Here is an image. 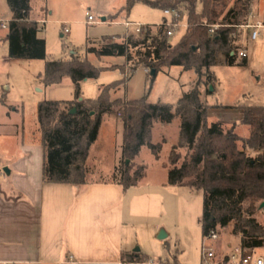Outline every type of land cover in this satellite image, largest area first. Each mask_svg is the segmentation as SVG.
<instances>
[{
  "label": "trees",
  "instance_id": "16d2710c",
  "mask_svg": "<svg viewBox=\"0 0 264 264\" xmlns=\"http://www.w3.org/2000/svg\"><path fill=\"white\" fill-rule=\"evenodd\" d=\"M256 1L235 0L233 8L218 22L227 0H128L127 9L138 3L162 10L181 9L187 14L189 28L175 44L163 28L155 31L147 28L121 42L106 39L99 47H87L85 56L72 54L66 60H48L46 40L38 36L42 29L30 19L31 0H7L13 14L6 39L9 58L45 60L40 78L46 87L69 78L75 88L73 101L46 100L37 106L44 149V182L87 185L90 173L87 160L98 139L103 117L117 115L123 126V139L113 181L124 190L137 186L146 175V166L137 163L142 148L147 147L158 160L166 143V139L153 142L155 126L169 127L179 121L177 140L166 163L168 184L203 192L199 219L202 236L232 226V234L241 236L243 248L255 251L264 248V225L258 217L264 203L263 105L241 107L242 123L248 128L247 135L241 136L234 126L226 129L221 123L209 121L210 105L202 99L200 80L175 104L149 103L147 97L113 98V93L125 84V78L103 85L95 99L83 98L81 91L84 80L98 79L104 70L90 63L89 54L124 58L131 64L128 76L139 68L149 69L151 85L160 71L172 66L194 70L199 79H207L204 84L210 85L214 79L211 69L220 54L226 56L228 65L246 67L248 59L238 61L237 57L238 30L223 27L212 40L203 21L246 24ZM74 109L76 112L72 113ZM246 149L258 154L252 157ZM129 260L140 263L143 259L132 254Z\"/></svg>",
  "mask_w": 264,
  "mask_h": 264
},
{
  "label": "rangeland",
  "instance_id": "374dc122",
  "mask_svg": "<svg viewBox=\"0 0 264 264\" xmlns=\"http://www.w3.org/2000/svg\"><path fill=\"white\" fill-rule=\"evenodd\" d=\"M127 1L31 0L34 15L45 21L41 35L47 42L48 60H66L72 54L85 56L87 47H99L106 39L108 42H121L128 36L137 35L134 26H125L126 21L153 27L162 22V9L151 8L142 3L127 9ZM234 2L235 0H227V6L218 22L233 8ZM254 6L258 19L264 21V0H258ZM86 12H90L100 23L88 24ZM103 18L106 19L105 22H102ZM11 20L12 13L7 0H0V21L9 24ZM155 30L157 29L153 28ZM183 33L181 30L171 38L172 43H177ZM6 34L7 30L0 26V133L3 134L0 137V154L3 151L14 153L16 143L21 139H33L34 134V138L37 136L39 139L37 106L40 102L75 100L74 84L69 78H65L61 84L46 88L39 78V74L44 72L45 60L9 59L8 44L4 41ZM245 48L249 61L246 67L230 66L226 63V56L219 55L217 64L211 69L214 79L210 85L204 84L207 79H199L194 70L186 71L180 66L164 68L151 85L144 68H139L128 76L131 64H127L124 58H98L89 54L90 63L104 70L98 79L81 83L82 97L95 99L103 85L125 78V84L113 93V98L137 100L147 97L149 103L175 104L200 80L202 99L207 104L227 107L213 110L209 121L227 122L224 125L226 129L234 126L236 133L246 136L248 128L242 123L241 107L264 106V28L260 30L255 42L246 39ZM229 121L233 124H228ZM103 129L100 155L106 171L119 163L123 126L119 120L115 125L106 123ZM178 130L179 121L169 127L155 126L153 142L166 139L158 160L147 147L142 148L137 163L146 166V175L130 196H137L135 193L143 191L151 192L146 193L144 199L139 197L137 205H132L133 218L130 219L131 223L129 218L127 222L133 225V250L140 251L142 248L149 254V259L160 264H204L201 255L204 237L199 223L203 212V192L168 184L166 163L171 147L177 140ZM87 179L89 182H108L113 181V174L106 175L90 168ZM258 217L264 225V218L260 215ZM161 231L166 233L165 239L158 238ZM220 233L219 241L211 244L216 250L212 264H223V257L241 243L240 236L232 234V226L220 229ZM255 252L256 257H264V248Z\"/></svg>",
  "mask_w": 264,
  "mask_h": 264
},
{
  "label": "crops",
  "instance_id": "0c3cea01",
  "mask_svg": "<svg viewBox=\"0 0 264 264\" xmlns=\"http://www.w3.org/2000/svg\"><path fill=\"white\" fill-rule=\"evenodd\" d=\"M253 14L254 22L264 24L257 17L255 6ZM30 19L43 30L45 21L34 15L33 8ZM5 30L7 42L8 28ZM42 32L38 36L44 38ZM208 105L210 120L213 110L223 109L219 104ZM118 121L115 115L103 117L98 139L87 160L89 168L106 175L113 174L118 162L104 170L101 134L106 123L115 125ZM34 137L35 134L32 140L21 139L14 153L0 154V264H145L152 260L142 248L133 250L134 231L130 224L132 205H137L138 198L144 199L151 191L130 196L135 186L124 190L114 181H88L84 186L46 183L41 133L39 139ZM246 153L252 157L258 154L251 149H246ZM132 254L143 259L142 262H130Z\"/></svg>",
  "mask_w": 264,
  "mask_h": 264
},
{
  "label": "built area",
  "instance_id": "2783aa9c",
  "mask_svg": "<svg viewBox=\"0 0 264 264\" xmlns=\"http://www.w3.org/2000/svg\"><path fill=\"white\" fill-rule=\"evenodd\" d=\"M87 23L94 24L100 23L90 12H86ZM127 28L131 26L135 27V32L137 34H141L147 28L159 29L163 28L169 38H173L179 31H185L189 28V23L187 21V14L185 11L181 9H165L163 10V20L159 25L155 27L151 25H142L136 24L132 22H125L124 23ZM0 25L2 28H8V24L0 21ZM203 25L209 29V36L213 40L219 30L223 27H233L238 30L240 34V39L236 43V50H237V57L240 59L247 58V50L245 48L246 39L255 42L259 35L260 30L264 28V24L260 21L254 22V14L253 12L249 15L248 22L242 25H225V24H209L207 21H203ZM65 32L67 33L68 30L66 29ZM183 33V34H184ZM234 52L232 53V55ZM146 73H149V69H145ZM261 216L264 218V208L262 209ZM220 230L219 231H212L209 235L204 237L202 247H201V255L202 261L204 264H212L216 256V250L212 246L214 243L218 242L220 239ZM241 239V236H240ZM212 244V245H211ZM223 264H264V257H256L255 250L252 249H245L241 246L235 248L232 252L226 254L223 257ZM147 264H160L157 261L149 260Z\"/></svg>",
  "mask_w": 264,
  "mask_h": 264
},
{
  "label": "water",
  "instance_id": "95a60500",
  "mask_svg": "<svg viewBox=\"0 0 264 264\" xmlns=\"http://www.w3.org/2000/svg\"><path fill=\"white\" fill-rule=\"evenodd\" d=\"M106 21V19L105 18H103L102 19V22H105ZM153 74H154V72H153ZM80 100H82V98H80ZM76 111H75V109L72 111V113H75ZM5 171H7L8 172V169H5ZM264 208V203H262V205H261V209H263ZM166 233L164 232V231H161V233H160V235H159V239H165L166 238ZM137 251H138V249H137Z\"/></svg>",
  "mask_w": 264,
  "mask_h": 264
}]
</instances>
